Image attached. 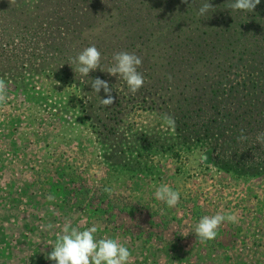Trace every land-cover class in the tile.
Instances as JSON below:
<instances>
[{
    "label": "rangeland",
    "instance_id": "1",
    "mask_svg": "<svg viewBox=\"0 0 264 264\" xmlns=\"http://www.w3.org/2000/svg\"><path fill=\"white\" fill-rule=\"evenodd\" d=\"M201 2L0 0V264H51L66 220L97 224L133 264H264V0H211L206 16ZM92 45L103 71L84 77L69 63ZM120 51L143 59L135 94L107 73ZM161 184L179 191L174 208L155 199ZM218 212L238 223L200 242Z\"/></svg>",
    "mask_w": 264,
    "mask_h": 264
},
{
    "label": "clouds",
    "instance_id": "2",
    "mask_svg": "<svg viewBox=\"0 0 264 264\" xmlns=\"http://www.w3.org/2000/svg\"><path fill=\"white\" fill-rule=\"evenodd\" d=\"M188 4L189 0H183ZM261 0H229L227 3L232 10L252 12L259 5ZM195 0H193V4ZM214 9L211 0H202L198 7L200 16L208 15ZM102 54L95 46H89L83 49L69 65L76 64L74 72H79L84 77H89V73L100 69ZM111 67L107 73L114 77L122 78L128 85L132 94L137 93L145 84V76L138 69L143 64L141 56L128 51H120L113 55ZM171 80V76H169ZM93 92L105 93L101 97V103L105 106H111L116 103V97L113 95V87L109 82L99 77L91 80ZM8 96V83L0 77V105L6 104ZM164 122L174 128L175 118L168 114L163 116ZM240 141H246L249 137L241 129L237 138ZM255 140L261 146H264V131L256 134ZM204 160L207 157H203ZM110 192V190H107ZM49 201L54 200L52 195L47 197ZM155 199L166 203L169 208H174L180 201L179 191L173 190L167 184H161L155 190ZM238 212H229L225 214L216 213L215 215L203 216L195 227V235L200 242L213 241L217 238L219 229L224 223H238ZM83 223V221H81ZM49 228L52 225H48ZM100 231L97 224L81 230L78 226H72L71 220H66L62 234H57V242L52 251L47 253L45 258L54 261L55 264H133L132 253L127 246L119 241L118 238H99L96 234Z\"/></svg>",
    "mask_w": 264,
    "mask_h": 264
},
{
    "label": "crops",
    "instance_id": "3",
    "mask_svg": "<svg viewBox=\"0 0 264 264\" xmlns=\"http://www.w3.org/2000/svg\"><path fill=\"white\" fill-rule=\"evenodd\" d=\"M220 254H221V253H220ZM209 255L211 256L210 258H212V259H214V258H217V259H218V258L220 257V256H216L217 253L214 252V251H213L212 253H210ZM20 256H22V255H20ZM23 256H24V255H23ZM27 256H29V255L27 254ZM31 256L33 257V254H32ZM32 257H30V258H32ZM222 257L224 258V256H222ZM223 258H222V259H223ZM226 258L230 259V255L227 254V255H226ZM27 260H30V259L27 258ZM48 261H51V260H48ZM51 264H55V262L53 261Z\"/></svg>",
    "mask_w": 264,
    "mask_h": 264
},
{
    "label": "trees",
    "instance_id": "4",
    "mask_svg": "<svg viewBox=\"0 0 264 264\" xmlns=\"http://www.w3.org/2000/svg\"><path fill=\"white\" fill-rule=\"evenodd\" d=\"M245 85H247V84H245ZM247 87H248V86H244V88H247ZM259 108H261V107H258V109H259ZM248 112H249V111L247 110L246 113H248ZM239 120H241V119H239ZM242 123H244L243 120H242ZM242 123H239L238 126L242 125Z\"/></svg>",
    "mask_w": 264,
    "mask_h": 264
}]
</instances>
